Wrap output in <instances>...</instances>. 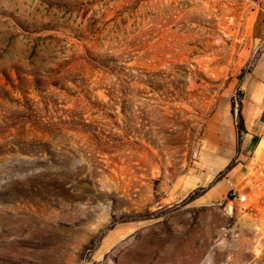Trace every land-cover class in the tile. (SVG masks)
Instances as JSON below:
<instances>
[{
	"label": "rangeland",
	"instance_id": "obj_1",
	"mask_svg": "<svg viewBox=\"0 0 264 264\" xmlns=\"http://www.w3.org/2000/svg\"><path fill=\"white\" fill-rule=\"evenodd\" d=\"M252 3L0 0V264H264V166L231 210L185 189Z\"/></svg>",
	"mask_w": 264,
	"mask_h": 264
},
{
	"label": "crops",
	"instance_id": "obj_2",
	"mask_svg": "<svg viewBox=\"0 0 264 264\" xmlns=\"http://www.w3.org/2000/svg\"><path fill=\"white\" fill-rule=\"evenodd\" d=\"M252 5L256 20L255 30L250 32L248 39L249 50L262 46L263 49L237 84L240 94L239 118L244 132L238 139L235 129L237 116L231 115L230 102L223 114L213 113L208 119L207 131L210 136L207 138L209 148H206V153L209 156L204 154L201 160L195 162L197 169L194 170L193 180L185 188L187 192L201 189V202L223 198L231 186L240 185L251 169L264 166V0ZM232 98L230 96L229 99ZM222 117L226 126L225 136L220 135L219 129Z\"/></svg>",
	"mask_w": 264,
	"mask_h": 264
},
{
	"label": "trees",
	"instance_id": "obj_3",
	"mask_svg": "<svg viewBox=\"0 0 264 264\" xmlns=\"http://www.w3.org/2000/svg\"><path fill=\"white\" fill-rule=\"evenodd\" d=\"M240 94L237 93L236 96L234 98H232L230 100V104H231V115H235L236 114V123H235V129H236V135H237V138L239 139L242 135V133L244 132V129H243V125H242V122L239 118V107H240Z\"/></svg>",
	"mask_w": 264,
	"mask_h": 264
},
{
	"label": "built area",
	"instance_id": "obj_4",
	"mask_svg": "<svg viewBox=\"0 0 264 264\" xmlns=\"http://www.w3.org/2000/svg\"><path fill=\"white\" fill-rule=\"evenodd\" d=\"M253 2H256L258 0H251ZM231 185V183H230ZM227 198L229 199V206L228 209L231 210L232 208V203L233 202H237L238 204H243L247 201V196L245 193L239 192V190L237 189V187H230V190L227 193Z\"/></svg>",
	"mask_w": 264,
	"mask_h": 264
}]
</instances>
